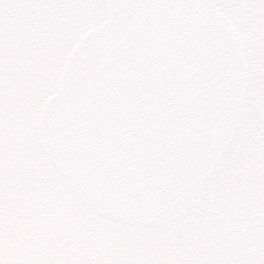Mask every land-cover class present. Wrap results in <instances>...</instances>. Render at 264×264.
<instances>
[{"label":"water","instance_id":"95a60500","mask_svg":"<svg viewBox=\"0 0 264 264\" xmlns=\"http://www.w3.org/2000/svg\"><path fill=\"white\" fill-rule=\"evenodd\" d=\"M104 1L109 15L108 22L93 43L87 47L77 48L73 52L65 67L56 96L47 101L39 118L37 133L46 150L49 146L50 149L54 148L57 132L51 145L48 140L49 132L66 103H74L76 107L92 106V111H95L98 117L99 127L104 130L110 127L115 117H122L121 110L129 98L128 93L116 94L108 105H100L97 95L99 88L95 87L88 91L91 94L90 99H84L83 96L77 99L80 90L75 88L85 63L90 60L91 52L112 35L121 22L123 0ZM158 3L159 0L153 2L154 5ZM178 5L182 13L187 14V26L197 18L201 23V29L204 30L200 34L210 33L212 51L207 55L209 59L205 64L203 62V65L198 62L193 68L188 69V79L196 84H177L178 88L173 86L175 89L166 94L171 107L168 111L160 112V117H163L159 122L160 132L150 135V140L143 144L144 153L134 147L127 150L126 156L135 154L133 167L127 166L129 171L139 168L141 163L145 162L142 161L145 156L151 166L146 167L144 172L136 177L125 175L124 178H118V175H115L114 178L105 179L104 176L110 173L108 169L103 177H94L91 181L103 183L108 187L133 188L135 193L139 194L141 204L119 210L115 207V216L123 221L133 220V223L147 226L177 220L183 210L199 202L202 190L213 174L217 160L224 152L225 144L237 130L247 87V66L241 38L238 34L228 31L219 10L207 7L205 0H178ZM187 26L183 29L185 31L182 35L174 36V41L177 37L181 39L189 33L198 34L190 31ZM177 41L172 46L170 44L165 46L168 52H176L179 47ZM151 57L155 58L156 54ZM168 59L167 64L171 65L181 61L179 54H170ZM146 61L151 65L154 60L135 55L136 67L140 68ZM172 83L175 81L168 84ZM95 84L96 82H93L91 86ZM168 90L170 88L166 89ZM131 109L127 111L130 112ZM128 116H131V112ZM168 125L172 128L173 135L164 130ZM112 164L115 165L113 171L117 173L126 169L123 164L118 169L115 161L111 162ZM87 171L90 173L84 180L93 178L90 175L95 173L96 169L87 166Z\"/></svg>","mask_w":264,"mask_h":264},{"label":"snow or ice","instance_id":"6c2138e0","mask_svg":"<svg viewBox=\"0 0 264 264\" xmlns=\"http://www.w3.org/2000/svg\"><path fill=\"white\" fill-rule=\"evenodd\" d=\"M207 7L217 9L223 13V21L229 32L238 34L245 45L248 58L256 69L253 80V87L249 96L245 100L247 108L240 116L238 132L225 144L222 159L216 162V174L211 176L208 185L211 186L215 180L224 174V165L230 159L238 144L241 143V132L247 126L249 117H255L259 124H264L260 119L261 111L264 110V103L254 104L255 97L252 93L256 90L257 84H264V0H205ZM98 9H103L106 5L104 0H94ZM12 7L19 12L29 6L28 0H0V17L4 15L5 7ZM104 17L99 21L89 20L86 24H72L67 26L61 35L53 32L45 33V44L49 47L50 64L42 70L35 84L36 106L29 113L33 122V130L26 134L27 144L24 145L32 159V169L37 173L39 184L44 187L37 201V207L23 213L26 222L35 218L41 225L42 231L50 238L55 239V232L62 226V217L73 210H78L81 219L70 226L66 243H71L76 239L85 225L99 224L116 232L132 233L137 239L146 238L148 226L138 223H126L120 221L117 216L109 215L101 208L97 207L96 199L101 194L109 203H114L116 209L134 207L141 204L142 200L138 193L129 186L108 187L100 182H93L86 186H80L76 179L65 172L58 164L57 159L49 154L42 146L36 132L35 122L40 118V109L46 105L50 97L55 96L60 85L63 73L62 68L77 48L87 47L99 36L95 32L98 23H103ZM18 20L13 25L16 30L21 27ZM5 24L0 19V28ZM4 34H7L5 32ZM260 95L264 96V88L260 89ZM259 124L257 126H259ZM39 191V187L37 188ZM135 193V194H134ZM24 198L23 195L20 197ZM208 202L207 193L201 194L200 201L192 208L183 210L179 220L186 219L196 213L201 205ZM235 215V211L229 213V217ZM177 222L159 224L152 227L151 231L159 235L168 233L177 228ZM217 223L226 225L227 218H219ZM231 229H229L230 231ZM237 246H238V242ZM95 247V245H93ZM44 255H48V249L43 250ZM31 253L25 252L19 259V264H29ZM0 264H8L0 257ZM32 264H43L42 261L33 260ZM80 264V262H77ZM83 264H112L110 260H95L89 256ZM230 264H264V242L249 250L244 261L233 259Z\"/></svg>","mask_w":264,"mask_h":264},{"label":"flooded vegetation","instance_id":"af4514ba","mask_svg":"<svg viewBox=\"0 0 264 264\" xmlns=\"http://www.w3.org/2000/svg\"><path fill=\"white\" fill-rule=\"evenodd\" d=\"M36 32L34 30L29 35ZM0 36H3L0 41L7 48L6 53L11 51L14 40L20 41L13 31L7 35L0 31ZM261 67L264 69V63ZM241 137V143L224 165V174L205 191L208 202L186 218L185 223L196 226L199 233L208 234L221 251L231 249L246 259L250 249L264 242V155L251 150L258 141L256 137ZM15 167L0 172V238L3 239L0 255L3 254L8 264H19L25 252L31 253L29 264L33 260L43 264H83L89 256L99 261L110 260L116 254L121 245L120 232L115 234L116 231L99 224L85 225L76 239L66 243L70 226L81 219L78 210L62 217V226L56 230L55 239L42 231V225L35 218L26 222L23 213L37 207L40 194L45 189L29 172H24L31 177L24 184L14 176L22 173ZM10 178L14 182H8ZM16 185H25V188L18 190ZM233 210L235 215L229 217ZM222 217L227 218L226 225L216 222ZM44 249H48V255L43 254Z\"/></svg>","mask_w":264,"mask_h":264},{"label":"rangeland","instance_id":"374dc122","mask_svg":"<svg viewBox=\"0 0 264 264\" xmlns=\"http://www.w3.org/2000/svg\"><path fill=\"white\" fill-rule=\"evenodd\" d=\"M79 1L82 4L81 6H79L80 4H77L79 3ZM65 2L67 3L70 2V4L71 3L73 4L70 7H67L64 5ZM89 2H91L93 6V10L90 7L91 4H89ZM83 3L84 5L85 3H87V6L86 5L84 6ZM28 4L29 6L26 7L22 13L18 12L17 14L12 13L13 8H9V9L5 8L4 15L1 18L3 19L13 18L14 23H16V21H18L16 19V16L19 15L21 22L24 23L25 21L23 20L22 16L23 15L25 17L34 16L35 8H40L42 5L43 9L44 10L46 9V12H41L45 16V19L46 17H53L56 19L61 17L60 24L64 26V29L62 31L59 29L61 33H63V31L65 30L67 26L72 25L77 20L80 22L79 23L77 21L81 26L86 24L87 23L86 16H90L91 19H95L98 21V18H96V14L94 13L95 10H97V7L94 6L95 5L94 0H28ZM83 7H85L86 10ZM36 22L38 23L37 19L35 18L34 24L32 22H26V24L34 28V26H36L37 24ZM23 23H21L20 29L23 28ZM48 23H51V22H48ZM53 23L57 24V21L55 20V22ZM38 25L40 27V23H38L37 26ZM52 27L53 25L50 28H48V30L46 31L51 32ZM43 41L45 42V40ZM23 46L26 49L24 48L22 50V53L25 54L29 46L26 44ZM41 46L43 47V45ZM44 49H47L48 52L47 54H44V52H41L42 54L46 55V57H43L44 55H41V57L44 62L47 59H49L50 61L49 47L45 46ZM0 51L2 50L0 49ZM12 62L13 63H11L10 68L7 67L6 69H2L3 67H0V83H3V78H5L6 80L10 82L9 88H11V90H8L6 86L0 85V135H3L2 140H0L1 142L0 144L1 145L4 144L6 146L11 145L9 146L11 150L13 148H16L15 147L16 143L12 142V140L15 138L16 135L20 134L19 135V139H20L21 132L22 134H27L25 133V131H28V130L30 131L31 129H33V122L30 119L29 108L26 107L23 109V111L19 110V107L21 106L19 96L23 95V93L25 92L29 93V92H32L33 90L35 91V84H36L35 80L37 78V75H39V73L42 70L46 69L50 64V62L47 61L45 62L43 66L39 65L35 73H31L25 68V66L24 67L19 66L20 63L18 61L12 60ZM24 65L29 66L31 68L33 67L32 65H30V61L28 62L27 59L25 60ZM20 71H22L21 74H26L25 76H23L22 80H19L17 78L18 75H21V74H18ZM4 72H7V74ZM33 81L34 83L31 86V88L27 87V83L29 86L31 82ZM23 84L27 88L24 87ZM16 85H19L20 93L18 96L13 95V90H12V88ZM34 107L35 106H33V108ZM18 120H20L19 124L17 123ZM258 124H259V121L255 117H249L247 121V126L245 127L244 131L249 130L248 134L251 136H252L251 129H253L255 133H257L260 128L262 131V124H259V126H257ZM9 147H4V148L8 150ZM5 153H7V151L0 150L1 157ZM8 156L9 154L4 156V159L6 160ZM0 162H1L0 164H3L4 160L2 161L1 159ZM1 166L2 165H0V167ZM185 221L186 220L184 219L178 222L177 224L178 231L176 229H173L168 233H161L159 235L154 234L151 231L152 228H150L148 231V235L146 237L147 241L145 242L148 244V248H144L145 255L143 257L142 263L144 264H148V263H152V264H200L201 263L200 259L199 261L195 260V253L198 250H195V246L192 243L193 237H191L192 233L194 232V227L187 226V223H185ZM128 235H130L131 237L132 233L130 234L128 233ZM140 242L143 243L144 240L141 239ZM151 256H155L154 259ZM207 256L214 257L211 251H206L205 254L202 256V258L204 259ZM237 257L238 255H233L232 259H236ZM141 258L142 257H139V259Z\"/></svg>","mask_w":264,"mask_h":264},{"label":"trees","instance_id":"16d2710c","mask_svg":"<svg viewBox=\"0 0 264 264\" xmlns=\"http://www.w3.org/2000/svg\"><path fill=\"white\" fill-rule=\"evenodd\" d=\"M203 255L201 256H198V258H196L195 260H199L201 261L200 264H217V257L216 255L214 254V257H211V256H207L205 257L204 259L202 258Z\"/></svg>","mask_w":264,"mask_h":264},{"label":"bare ground","instance_id":"6f19581e","mask_svg":"<svg viewBox=\"0 0 264 264\" xmlns=\"http://www.w3.org/2000/svg\"><path fill=\"white\" fill-rule=\"evenodd\" d=\"M64 5H65V6H67V7H69V6H70V5H69L67 2H65V3H64ZM66 10H67V9H66Z\"/></svg>","mask_w":264,"mask_h":264}]
</instances>
